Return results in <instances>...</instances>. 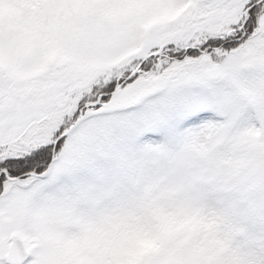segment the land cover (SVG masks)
Instances as JSON below:
<instances>
[{
	"label": "snow or ice",
	"instance_id": "6c2138e0",
	"mask_svg": "<svg viewBox=\"0 0 264 264\" xmlns=\"http://www.w3.org/2000/svg\"><path fill=\"white\" fill-rule=\"evenodd\" d=\"M0 264H264V0H0Z\"/></svg>",
	"mask_w": 264,
	"mask_h": 264
}]
</instances>
